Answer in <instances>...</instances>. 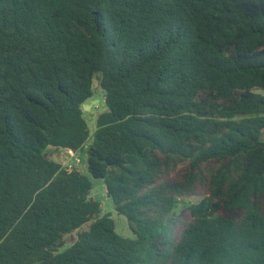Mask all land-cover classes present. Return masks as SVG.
<instances>
[{"label": "trees", "instance_id": "trees-1", "mask_svg": "<svg viewBox=\"0 0 264 264\" xmlns=\"http://www.w3.org/2000/svg\"><path fill=\"white\" fill-rule=\"evenodd\" d=\"M0 264H264V0H0Z\"/></svg>", "mask_w": 264, "mask_h": 264}, {"label": "rangeland", "instance_id": "rangeland-1", "mask_svg": "<svg viewBox=\"0 0 264 264\" xmlns=\"http://www.w3.org/2000/svg\"><path fill=\"white\" fill-rule=\"evenodd\" d=\"M95 89L97 90L96 93H98L99 89L97 83H95ZM97 96L98 95H96L93 100L88 101L83 106L84 117L88 122L92 136L97 129V117L99 116L100 113L106 110L103 98L100 105V101L97 99L98 98ZM91 140L92 138L90 139V142ZM49 154L52 156V158L55 161L63 165L70 163L69 151L66 150L59 151V150L50 149ZM77 156L80 158L81 163L78 164L76 168L80 170L82 173L86 174L93 182L92 197L102 202L104 213L110 214L111 217L116 221L117 230L122 236L127 238H134V234L133 231L131 230L128 219L125 216L118 214V212L115 210L113 202L107 194L105 183L103 182V180L93 178L88 172L86 155H84L83 153H78ZM200 200H201L200 197L180 198L179 199L180 204L176 210L177 213L180 212L181 209H183V207H186L188 204L198 203Z\"/></svg>", "mask_w": 264, "mask_h": 264}, {"label": "built area", "instance_id": "built-area-1", "mask_svg": "<svg viewBox=\"0 0 264 264\" xmlns=\"http://www.w3.org/2000/svg\"><path fill=\"white\" fill-rule=\"evenodd\" d=\"M70 152V154H69V159H70V163H67V164H65L64 166H65V168L67 169V170H69V171H71V170H73L74 168H76V166L78 165V164H80L81 163V160H80V158L77 156L78 154L77 153H75V152H73V151H69Z\"/></svg>", "mask_w": 264, "mask_h": 264}, {"label": "water", "instance_id": "water-1", "mask_svg": "<svg viewBox=\"0 0 264 264\" xmlns=\"http://www.w3.org/2000/svg\"><path fill=\"white\" fill-rule=\"evenodd\" d=\"M87 107H90V106H87ZM257 141V140H256Z\"/></svg>", "mask_w": 264, "mask_h": 264}]
</instances>
